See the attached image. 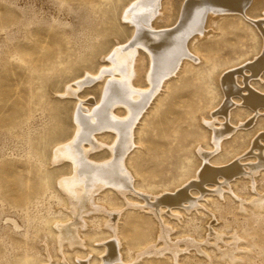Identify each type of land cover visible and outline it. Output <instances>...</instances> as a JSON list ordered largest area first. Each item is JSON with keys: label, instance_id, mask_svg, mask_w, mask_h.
Here are the masks:
<instances>
[{"label": "rangeland", "instance_id": "1", "mask_svg": "<svg viewBox=\"0 0 264 264\" xmlns=\"http://www.w3.org/2000/svg\"><path fill=\"white\" fill-rule=\"evenodd\" d=\"M134 1L0 0V264H62L52 224L67 219L65 199L57 184L66 171L57 168L64 161L55 164L52 157L59 146L72 138L74 111L84 114L97 104V92L111 77L105 71L110 66V51L131 38L132 25L122 17ZM160 1L164 17L158 25L169 24L173 9H178L184 0ZM212 16L211 24L194 42L196 55L189 61L191 64L181 66L160 86L136 121V128L134 125L133 138L137 142L126 163L144 191L170 190L188 176L187 172L192 173L187 168L196 166L195 138L206 139L199 128L207 127L201 115L209 116L215 107L210 108L220 101L216 77L231 69L232 64H245L260 49V39L253 28L257 30L254 23L261 21L264 29V7L248 15V19L230 13ZM118 29L124 33H118ZM244 59L247 60L239 62ZM209 66L217 68L213 84L206 74ZM145 74L142 71L133 78L134 87L146 88ZM241 78L237 75V83ZM262 78L253 82L263 85ZM178 113L181 117L176 119ZM240 114L248 119L247 112L242 110ZM263 124L259 121L247 128L250 133H238L236 140L225 145L226 150L232 151L240 143L239 150L246 152L251 137ZM111 140L112 137L98 136V149L91 155L105 160V147ZM249 157L253 155L246 156L251 160ZM229 159L230 153L218 156L216 162L226 163ZM232 186L240 197L249 198L250 203L244 202L245 209L229 194L211 202L204 215L196 211L184 212L180 218L163 215L172 226V242L183 247L192 238L201 242V250L189 247L179 251L176 260L168 251L149 254L134 264H264V205L260 209L254 207V192L246 180L238 178ZM256 186L259 193H264V174L257 176ZM100 202L121 208L124 200L110 190L101 195ZM94 215L88 214L90 232L86 237L104 241L109 233L102 218ZM155 222L147 210L124 208L120 230L126 258L136 256L137 249L153 243L148 230L155 228ZM211 229L223 234L220 241L210 235ZM235 234L242 236L243 241L241 237L235 242ZM227 246L235 250L237 260L223 257ZM66 254L72 257V248Z\"/></svg>", "mask_w": 264, "mask_h": 264}, {"label": "bare ground", "instance_id": "2", "mask_svg": "<svg viewBox=\"0 0 264 264\" xmlns=\"http://www.w3.org/2000/svg\"><path fill=\"white\" fill-rule=\"evenodd\" d=\"M263 7L264 0H184L178 9H173L171 23L163 25H158L159 20L164 17L160 0H135L124 13L122 12V18L132 25L131 38L108 53L110 66L105 68V71L111 77L97 92L95 96L97 104L84 114L79 110L74 111L72 138L59 146L52 157L55 164L64 161V164L57 168L66 171L60 175L64 177L59 179L57 184L65 199L64 210L67 219L56 220L52 224L53 237L57 240L55 242L62 264L79 262L91 264L92 261L95 264H134L142 256L162 254L165 251L170 252L176 260L179 251L189 247L200 249L201 242H195L192 238L186 241L183 247L178 245V242H172L170 238L172 226L164 219V213L174 218H180L184 212L193 211L204 215L208 212L206 210L209 209L208 205L211 202L217 198L223 200L229 194L238 199L240 208H244V202L249 198L240 197L232 186L238 178L246 180V184L254 192L251 199L254 207L259 209L263 207L264 193L257 191L256 184L257 176L264 174V124L258 129L259 132L251 137L246 152L239 150L240 143L236 144V149L232 151L226 150L225 146L236 140L238 133H250L247 128L264 121V84H260L264 76V29L261 21L254 23L259 31L258 33L253 28L260 39V49L253 58L239 67L236 66L238 62L230 65L231 69L216 77L218 85L215 89L219 92L220 101L210 108L215 107L211 113L209 112V116H205V113L201 115V119L210 128L199 125L206 139L200 140L198 136L195 138L196 166L187 168L188 171L192 170V173L187 172L188 176L181 178V182L170 190L148 192L136 184L135 176L126 163L132 147L137 142L134 136L136 121L145 112L149 100L161 88L160 86L167 82L170 76L175 75L181 66L194 59L196 55L194 42L213 21L212 15L230 13L239 19L243 17L248 19V15ZM154 18H158L156 19L158 21L153 22ZM117 32L124 33L119 29ZM206 70L210 84H213V73L217 68L209 66ZM142 71L146 72L144 85L146 88L138 89L134 87L133 78L139 77ZM237 75L242 77L239 83L236 81ZM257 77L260 81L253 82ZM100 81L99 84L102 83ZM234 105L236 107L232 109ZM242 110L247 112L248 119L241 118ZM193 111L186 113L191 114ZM258 116L261 118L258 119ZM179 117L180 114L175 118ZM230 133L234 135L225 140ZM173 134L176 135L175 131ZM98 136L112 137L111 143H107L105 147L108 152L105 160H96L97 154L91 155L98 147L95 142ZM228 153L229 161L216 162L218 156L223 157ZM247 155H253L252 158L249 157L251 160L246 158ZM110 190L123 198L121 208L107 207L100 202L101 195ZM124 208L147 210L156 219L155 228L152 231L148 230L153 243L137 249L136 256L132 255L130 258L125 257V241L120 230ZM91 212L95 213V217L102 218L109 233L108 239L98 241L96 238L89 240L86 237L90 232L88 214ZM85 227L87 230H84ZM210 235L220 241L223 234L220 236L211 229ZM241 237L235 234V242L241 240ZM69 248L74 252L72 257L66 254ZM97 249H100L98 254ZM234 251L229 246L225 247L223 257H228L232 261L237 260L239 257Z\"/></svg>", "mask_w": 264, "mask_h": 264}]
</instances>
